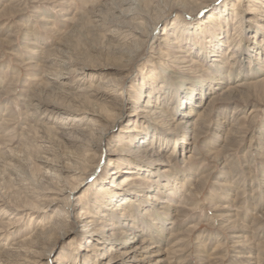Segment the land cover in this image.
Masks as SVG:
<instances>
[{"label": "bare ground", "instance_id": "1", "mask_svg": "<svg viewBox=\"0 0 264 264\" xmlns=\"http://www.w3.org/2000/svg\"><path fill=\"white\" fill-rule=\"evenodd\" d=\"M120 1L121 7L113 5L117 14L106 25V36L116 42L112 62L72 56L67 41L56 42L57 55L52 57L30 32L24 33L25 54L20 58L14 54L22 60L20 65L37 70L44 81L37 95L26 100V125L48 130L79 150L63 151L62 161H57L49 139L42 138L45 151L37 158L35 179L24 172L23 151L14 147L5 151L0 169L36 195L21 203L12 200L13 205L0 198V243L3 237L6 241L0 246V264H263L257 241L264 240V169L254 184L236 179L238 172L228 169L226 156L206 174L187 164L200 156L214 158L205 146L224 148L228 137L237 133L250 138L249 150L258 148L254 158H264V123L254 135L248 134L253 130L244 133L236 126L240 117L256 112L255 108L245 111L236 100L255 83H264L260 76L264 74V0L234 4L224 0L194 22L173 18L166 23L171 9L187 12L193 0H150L151 9L136 0ZM97 9L91 11V19L100 24L103 14ZM149 40H153L150 55L135 68L138 92L127 107L134 92L133 83L127 84L132 80L128 73ZM6 46L12 54V43ZM195 66L201 71H192ZM8 113L7 109L0 113V133L9 121ZM57 116L61 119L55 123ZM211 130L224 132L225 138L219 134L207 138ZM112 137L115 143L109 142ZM103 152L110 157L108 177L89 182ZM210 178L204 194L210 210L203 218L207 228L199 230V221L185 217L200 205L194 199L203 194ZM243 189L245 199H241ZM257 199L261 200L258 210H241L244 202ZM25 217H39L43 225L32 227L28 222L29 233L12 237ZM190 236L193 261L186 242ZM59 240L73 250L67 253L64 245L54 250Z\"/></svg>", "mask_w": 264, "mask_h": 264}, {"label": "rangeland", "instance_id": "2", "mask_svg": "<svg viewBox=\"0 0 264 264\" xmlns=\"http://www.w3.org/2000/svg\"><path fill=\"white\" fill-rule=\"evenodd\" d=\"M136 1L138 4H140L141 7L149 8V9L153 7L152 6L153 4L152 3L150 4V0H136ZM222 1L224 0H193L186 8L187 12L181 10L180 8L171 9V12L165 17L164 23L170 22L173 18H176L177 21L178 20L182 21V19L184 20L190 19L189 21L194 22L197 18L203 16L210 9L221 4ZM238 1L240 2V0ZM238 1L232 0V3L234 4ZM120 3H121L120 0H116V1L115 0L113 1L112 0H0V113L3 111V109L4 110L7 109V111L10 112L8 113L9 121H6V124H4L3 127L1 128L2 133H0V159L4 157V153L8 148L14 147L13 149H15L16 151H18V149L20 151H23L24 172H27V174H30L33 178L34 177L37 178L39 175V162L37 161V158L45 151L41 147L42 138L47 137L49 139L50 143L48 144H50V146L52 147V150H50V152L55 155L54 158L57 161H62L63 157L61 156V154L63 153V151L79 150L78 146L76 145L72 146V144L67 142V140L51 135V133L48 130H45L44 132L39 127L32 128L26 125L25 122L26 120H24V116L26 114V110H25L26 100H28V97L30 96L37 95L38 89L40 88L39 83H42L44 81L40 78L41 77L40 73L37 72V70L26 68L25 66L20 65L19 63L22 62V60L20 61L18 57L16 58L14 56V54L15 55L17 54L20 58L22 53H23L22 55L25 54L24 46L26 45L25 44L26 36L24 33L30 32L32 35H35V37H37V42L39 46L40 45L43 46L44 47L43 49L44 50L46 49L48 51V55H51L52 57H56L55 55H57V51L55 50L56 49L55 47L57 46L56 42L67 41L69 43V47L71 48L70 52L72 56L76 55L77 57H83L85 59H89L90 57V59H94L95 61H100V62H106V61L112 62L114 58L113 45H115L116 42L109 40L108 37L106 36V27L110 25L108 22L111 20V16L117 14V12L113 10L114 6L121 7ZM232 7L230 6V10L229 9L227 10L229 13ZM96 9L99 11V13L104 15V16L100 15L101 18H103L100 24L95 23L91 19V15L93 12L96 11ZM194 9L195 11L193 12V14L188 13V11ZM242 10L244 11L245 7H242ZM186 15H189L191 17H187ZM43 19H45V21H42ZM161 30H162V25L157 29L156 34L161 32ZM6 42L12 43V46L10 48L12 54H9V49H7ZM152 44H153V40L152 41L149 40L143 48L139 49L138 52L140 53L139 54L140 57L138 56L139 58L135 63V67L132 68L134 72H132V70L130 71V68L128 70L130 71L128 74L129 75L131 74L132 80L129 81L127 84L129 85L133 83L132 88H134V92L131 93L132 97L129 98V102H127L126 105L127 107L130 106L133 103V101H135V96H136L135 94L138 92V82L140 81V77L138 78L135 68L140 67V65H142L143 61L147 58V56L150 55V51L148 50L151 48ZM226 60L228 62V58ZM150 67L151 66L147 65L145 69L148 68L150 70ZM192 68H193L192 71H199V72L201 71L200 69H202V67L200 66H195ZM111 76L113 77L114 75ZM260 76L262 77L264 76V74ZM254 79L255 78H252L249 79L248 81H252ZM144 92L145 91H143V93ZM236 101H237L236 105H240L241 107H243L245 111L249 112L254 108L256 110L255 114L252 115L254 119L250 115L249 116L244 115L240 117L238 120H236L237 122L236 126L239 127V130L238 129L237 130L244 133L253 130L248 134L249 135L251 133H253V135L257 134L256 129L262 127V124L264 123V83L262 82L255 83L249 89L248 94H246L241 99H238ZM65 104L71 105L72 103L65 102ZM214 109H216V107ZM227 111L230 113L232 111V108L231 107L227 108ZM126 112H128V108ZM37 118L34 119L30 124L36 123ZM211 118H215V111L212 112ZM59 119H61L60 116L55 117L54 122L55 123L58 122ZM54 122L51 123L50 125L55 124ZM117 124H120V122ZM24 127H27L28 130L22 131V128ZM117 127L118 126L115 125L114 129H116ZM213 132L214 131L211 130V133L207 135V138L211 137L212 135L216 136L217 134L224 136V132L223 133H218V132L213 133ZM4 134H7V136L6 135L4 136ZM2 135L5 138L2 137ZM236 135L238 136L228 137L229 139H227V143L225 144L224 148L215 146L213 147L215 149H210L209 146H205L206 149L211 150L213 152L212 156H214V158L211 159L200 156L197 159L188 162L187 164L188 167L194 171H196L197 169L203 170L204 174H206L214 169V167L216 166V160L218 158L226 156L225 159L227 158L226 162L229 165L228 169L230 171L236 170L238 172V176L236 179H239L241 181L247 180L248 182L252 180L254 184L256 182H259L261 172L264 169V158L262 157L257 159L254 158L256 156L255 153L258 152V148L249 150L248 147L250 141L249 137L244 139L241 137L240 133H237ZM219 139H220L219 141V145H220L222 141L221 138ZM109 142L115 143L116 139L112 137V140ZM109 147L111 146L109 145ZM101 150L104 151V146H101ZM187 153L188 152L186 151L184 154ZM262 154L264 157V153ZM56 156L58 158H56ZM109 158L110 157L108 156V154L103 152V156H101L98 159L99 160L98 162H100L99 164L100 167L97 168L96 171L95 170L92 171L90 177L88 178L89 182L93 181V178L95 179V177L98 176H100V178L104 176L108 177L109 170L107 169L106 164ZM178 161H180V156H178ZM246 163H247V167L244 166V164ZM179 165H182V163L179 162ZM0 171H1L0 198L6 204L13 205L14 203L12 200H18V202L20 203L23 202V200L24 201L33 200L30 195L35 196L36 194H33L35 193V191L28 189L25 185L19 184V182H16L13 179L14 177L10 175L9 172L5 171L4 168L0 169ZM120 177H122V175L119 176L118 179ZM212 180L213 179L210 178L206 184L204 183V185L203 182H201V186L202 185L204 186L205 191L200 197H196L194 199V201L199 202L200 205L195 207L193 210L188 211L185 217L186 219L190 217H194L195 220L194 222L199 221L200 222L198 226L199 230H203L207 228L206 225L204 224L203 218L206 214L210 213V210L205 205L204 194L209 189ZM96 182H98V180ZM239 183L241 185V182ZM146 185L148 186L149 184ZM40 187L42 186L37 187V189ZM242 191L243 193H241V199H245L246 189H243ZM255 193H258V188L255 190ZM12 195L14 196V198ZM191 205L194 204L192 203ZM242 205H243L241 207L242 211L246 213L247 212L252 213L253 209L256 210L259 209L261 205V200L260 199H257L255 201L251 200V202L250 201L249 203L244 202V204ZM254 205L255 207L253 208ZM262 208L263 211L264 205L262 206ZM38 219L39 217L32 218L31 220H29L27 217H25V220L22 223H20L18 228H16L17 231L15 230L11 233V234H15L12 237L18 239L21 236L29 233L32 227H36V226L39 227L43 225V222H40ZM28 222H31L32 227L28 225ZM3 238H1L0 246L4 242L6 243L5 239ZM8 241H10V239H8L7 242ZM186 242H187L188 252L193 255V250H194L193 236H190V238ZM257 242H258L257 247L259 249V254L264 255V240L261 239L260 241ZM62 243H64L62 242V240L57 241V244H55L56 249L54 247V250L58 251L61 245L65 246L64 250L67 251V253L73 250L72 248H70V245L62 244ZM208 244L214 245L213 242L212 243L207 242V245ZM220 247L223 249L222 246H218V249ZM191 254L190 256L193 261L194 255L192 256ZM178 258L179 257L174 256V260H178ZM51 264H55V263L53 262ZM67 264H70V262H67Z\"/></svg>", "mask_w": 264, "mask_h": 264}]
</instances>
